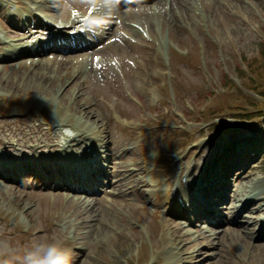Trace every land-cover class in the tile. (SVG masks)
I'll list each match as a JSON object with an SVG mask.
<instances>
[{
    "label": "rangeland",
    "instance_id": "obj_1",
    "mask_svg": "<svg viewBox=\"0 0 264 264\" xmlns=\"http://www.w3.org/2000/svg\"><path fill=\"white\" fill-rule=\"evenodd\" d=\"M17 1L9 0V6L28 9ZM73 7L85 11L71 0H49L44 10L60 21ZM8 11L0 7V38L17 36L4 21ZM116 16L88 50L0 59V156L16 152L36 167L32 175H22L17 167L13 174L21 177L20 183L9 181L12 171L0 179V264H25L27 252L53 242L69 253V264H181L186 257L188 264H264V232L258 238L255 230H263L262 222L241 227L236 224L245 221L240 214L224 229L205 224L213 239H204L209 233L201 237L191 224L203 221L194 210H201L208 197L184 201V208L172 200L182 172L197 176L207 160L240 140L263 151L258 156L257 148L238 152L243 168L232 170V177L221 176L230 182L247 173L236 188L244 194L252 187L264 198V116H254L249 126L239 129L201 132L207 124L229 119L232 110L212 120L210 110L217 107L239 105L246 116L264 112L250 108L237 88L227 89L222 80L228 75L237 79V67L246 69L243 58L264 70L259 55L264 47V0L151 1ZM95 57L102 61L96 63ZM66 83L67 89L56 97ZM237 84L245 89L249 80L242 77ZM57 119L81 130L93 127L105 140L113 169L104 193L83 196L62 185L74 183L69 178L73 171L58 165L62 155L54 153L61 132L50 131L49 123ZM171 130L188 134L189 145L172 150L169 145L188 138ZM214 166L221 173L218 162ZM260 202L252 206L257 219L264 218ZM225 214L223 223L231 221Z\"/></svg>",
    "mask_w": 264,
    "mask_h": 264
},
{
    "label": "trees",
    "instance_id": "obj_2",
    "mask_svg": "<svg viewBox=\"0 0 264 264\" xmlns=\"http://www.w3.org/2000/svg\"><path fill=\"white\" fill-rule=\"evenodd\" d=\"M259 55L262 58V60L264 61V47L260 48ZM253 64H254V62L248 64L249 74L245 73L244 70H242V69H238L237 71L239 72V75L241 77H244V79L248 78L249 85L246 84L245 86L247 88L251 89L259 97H262L263 101H264V70L261 68H257L256 66H253ZM225 81H226V85H225L226 87L235 88L234 84L229 79H226ZM237 94H238V97L245 100V102L249 106H251L252 108H255L256 110L264 107V102L257 101L255 99L251 98L250 96L244 95L240 89H237ZM234 108L244 110V111H243L242 115H233V117L240 118V119H243L244 117L250 118L248 116H245V114L247 112L243 107H241L239 105H235V104H232L229 107H223L222 109H221V107H218L214 110H210V116L214 117V115L216 113H219L223 110H233ZM224 125H227V124H224V123H222L221 125L214 124L213 128L214 129H220V128L224 127Z\"/></svg>",
    "mask_w": 264,
    "mask_h": 264
},
{
    "label": "bare ground",
    "instance_id": "obj_3",
    "mask_svg": "<svg viewBox=\"0 0 264 264\" xmlns=\"http://www.w3.org/2000/svg\"><path fill=\"white\" fill-rule=\"evenodd\" d=\"M153 2H155L157 5L158 4H160L161 3V1L162 0H157V2L156 1H154V0H152ZM35 4H39L37 1H35L34 2ZM202 5H203V3H202ZM39 8V7H38ZM141 8H143V5H141ZM40 9V8H39ZM97 13H95V15H96ZM94 15V16H95ZM93 16V17H94ZM93 17H91V19H90V22H92V18ZM86 17H84V16H80V18L79 19H81L82 21L85 19ZM85 40V38L84 37H81V38H79L78 39V41H84ZM37 47H41V45L39 44L38 46H36V45H34V48H37ZM9 51H10V53H14V52H16V50H15V47H13L12 46V44H11V47L9 48ZM18 55H20V52H17L15 55H12V56H10V57H16V56H18ZM61 122H63L64 123V121L62 120V121H60L59 123H61ZM78 125V124H77ZM67 128H70V127H67ZM78 128V127H77ZM87 132H91L93 135H96V132L93 130V129H90V130H86ZM74 132H76V134L77 135H83L84 136V138H88L87 139V141L88 142H90V143H92L93 142V140H92V134H81L80 133V131H79V129H76V130H72V132L70 133V132H68V131H66V133H65V135L64 136H66L67 138L68 137H71L72 136V134L74 133ZM76 138V136H74V139ZM104 142H103V140L100 142V144L99 145H101V144H103ZM62 145L63 146H65L66 145V141H64V139H63V142H62ZM248 175H247V173H245L244 175H242L241 177H239V180H242V179H244L245 177H247ZM249 191L248 192H246V193H242V190L241 191H238L237 192V196H240V199L244 196V197H246L248 200H249V204L248 205H246L244 208H243V210L242 211H240V212H238V214H241L244 218H245V221L244 222H242V223H239V222H237L236 224L237 225H239L240 224V226L241 227H244L245 225L249 228V227H253V226H255L256 224H254L255 222H257L258 220L260 221V222H262V224H264V219H260V217H259V219H257L255 216H254V214H255V208H252V206H253V204L257 201H261L260 202V207L258 208V210L259 211H261V209H264V198H260L259 196H258V194H257V192H255V190H252L250 187H249ZM193 196V195H192ZM194 197V196H193ZM240 201V200H239ZM235 206V205H234ZM251 207V208H250ZM258 211V212H259ZM253 225V226H252ZM260 226H261V224H259ZM258 225V226H259ZM191 226H196L197 228H198V230H197V232L200 234V236L201 237H203V235L204 234H202V232H201V227H199L198 225H194V224H191ZM181 231V229H178V230H176V233H179ZM247 234H250V233H248L247 232ZM210 237H212L211 235H210ZM178 239L179 238H177V241H178ZM216 239V238H215ZM206 259V258H205Z\"/></svg>",
    "mask_w": 264,
    "mask_h": 264
},
{
    "label": "clouds",
    "instance_id": "obj_4",
    "mask_svg": "<svg viewBox=\"0 0 264 264\" xmlns=\"http://www.w3.org/2000/svg\"><path fill=\"white\" fill-rule=\"evenodd\" d=\"M24 260L25 264H69V253L57 242L44 243L27 252Z\"/></svg>",
    "mask_w": 264,
    "mask_h": 264
}]
</instances>
